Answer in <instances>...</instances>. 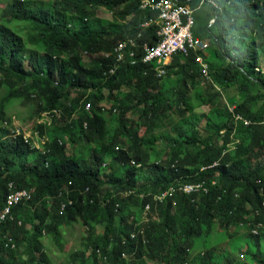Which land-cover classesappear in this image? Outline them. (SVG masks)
Returning a JSON list of instances; mask_svg holds the SVG:
<instances>
[{"label":"trees","instance_id":"trees-1","mask_svg":"<svg viewBox=\"0 0 264 264\" xmlns=\"http://www.w3.org/2000/svg\"><path fill=\"white\" fill-rule=\"evenodd\" d=\"M215 1L219 10L209 7L214 17L198 30L195 17L193 28L196 39L211 43L212 61L201 52L176 56L163 79L140 62V51L136 65L115 61L119 42L140 34L138 43L155 39L156 27L145 31L142 26L157 14L142 11L140 0H56L39 8L29 0L12 3L10 21H0V88L6 91L0 98V213L11 184L32 191L33 199L0 228V264H18L19 245L28 256L24 264H47L44 237L64 251V228L82 219L96 231L101 227L102 235L93 232L91 254L73 253L72 263L242 264L218 253L191 257L195 242L207 238L217 221L226 230L246 229L248 264H264V124H258L264 122V0ZM98 9L115 12L121 25L88 14ZM85 53L98 56L91 68L84 64ZM198 55L209 65V78L199 74ZM167 78L174 88L162 83ZM74 91L79 94L71 98ZM224 91L234 113L225 107ZM122 93L129 102L125 105ZM13 100H34L33 120L44 112H63V124L38 128L49 137V153L11 136L13 116L7 108ZM171 101L180 118L167 131L162 117ZM88 102L90 111L85 110ZM205 106L209 113L194 112ZM107 113L118 114L117 124L106 119ZM234 114L252 124L236 121ZM234 141L235 151L223 154ZM31 155H36L33 162ZM214 162L217 167L201 170ZM118 171L124 173L119 181ZM203 180H217L208 194L178 195L175 206L170 200L153 201V194L177 181ZM69 182L91 192L73 194L75 204L60 213L55 198ZM109 184L115 188L107 192L103 188ZM130 190L135 194L125 197ZM149 203L159 220L146 226L144 244L141 237L132 238L137 228L130 220L138 223ZM259 223L263 227L252 234ZM5 238L13 239L16 250L6 249ZM124 253L135 257L124 259Z\"/></svg>","mask_w":264,"mask_h":264},{"label":"built area","instance_id":"built-area-1","mask_svg":"<svg viewBox=\"0 0 264 264\" xmlns=\"http://www.w3.org/2000/svg\"><path fill=\"white\" fill-rule=\"evenodd\" d=\"M140 8L145 12H152L157 14L156 20H150L142 26V29L148 31L151 27H156L154 41L138 43L142 39V34L138 37H131L125 41L119 42L114 48V57L116 64H122L126 61L131 62L132 65H136L139 60L137 59L140 55V62L148 67L154 75L163 79L167 76V69L171 65L173 58L176 56H183L188 58L191 52L195 54L201 52L204 54L210 46L209 41H202L196 39L193 36V28L195 27V13L201 9L204 5H208L210 8L219 10V6L215 0H199L197 7L193 8L192 5L198 0H140ZM215 21L212 23L214 24ZM85 57H91L92 61L98 60V56L84 54ZM196 65L199 67V74L205 78H209V65L206 63L203 56L196 57ZM113 75L115 70L110 71ZM235 106L229 105V110L234 113ZM91 103L88 102L85 105V110L90 111ZM114 113H117V109H114ZM236 121H243L246 126L252 124L250 120L244 119L240 115H235ZM13 126L11 129V136L17 138L22 136L25 143L30 145L32 149L41 150L42 154L50 152L46 148L49 137L42 136L38 128L52 127L55 124H63V112L61 110H53L51 112L41 113L39 117L32 121V124L23 127L15 117H13ZM264 124V122L258 123ZM85 127L87 124H84ZM236 142L234 141L233 146L228 152L235 151ZM62 145V140L59 141ZM119 149V148H118ZM227 152L223 153L226 154ZM133 164L137 165L135 161ZM141 167V165H137ZM218 166V162H214L212 165L202 167V171L206 169H213ZM217 180H211L208 183L206 180L198 182H185L177 181L176 184L171 185L169 188L161 191L160 193L153 194V201L156 205L162 204L167 200H170L172 204L176 205V197L179 195H186L193 198H197L204 194H208L210 186L216 185ZM10 193L7 196L5 207L0 213V228L7 220H14V210L21 206V204H28L33 199V192L28 189H17L15 190L14 185H10ZM91 188L88 187L86 190L81 188H74L72 182H69L67 186L60 189L56 195V200L59 203V212L65 213L67 209L75 204V200L72 197L75 193L89 194ZM122 194V193H121ZM135 194L134 190L126 191L123 193L125 197ZM144 200L145 194L141 195ZM52 200V198H48ZM153 220H159V213L153 211V204L149 203L146 205L145 210L141 216V220L135 223V218L130 220V224L136 225V231L132 233V238L137 239L141 237L144 244L148 243L146 226ZM263 227L262 223L255 225L251 233L257 235L259 229ZM231 229V228H230ZM5 247L8 250H16V245L12 238H5ZM99 257L107 262V257L98 251ZM135 254L129 255L124 253L123 258L132 260ZM187 264V263H180Z\"/></svg>","mask_w":264,"mask_h":264},{"label":"rangeland","instance_id":"rangeland-1","mask_svg":"<svg viewBox=\"0 0 264 264\" xmlns=\"http://www.w3.org/2000/svg\"><path fill=\"white\" fill-rule=\"evenodd\" d=\"M20 0H0V21L3 22H9L11 19V11L14 6V2H17ZM23 2H26V0H21ZM33 5L35 4V7H42L44 4L47 6L50 5L51 1L56 0H29ZM99 12H88V14H92L97 16L101 21H104L106 18V15L109 16L110 21L113 18V25L119 27L121 23L116 20V18L108 11L105 10H99ZM195 17L198 19L196 20V29H200L204 26V22L207 21L208 18L214 17L212 15V11L208 6H203L201 9H199L196 12ZM212 24V23H211ZM20 28H23V25H19ZM107 30V28H105ZM26 34V31L23 33V35ZM212 49V48H211ZM211 49H208L205 54L209 57L210 61L213 59V53ZM84 64L87 68H91L94 65V61H92L91 57H85L83 56ZM171 82L170 78H167L162 81V83L167 87V89L174 88V85ZM200 85L205 86L204 79H200ZM5 89L0 88V98L5 94ZM79 94V92L74 91L71 98H74ZM108 95V94H106ZM126 94L122 93V100L120 101L122 105H125L128 102L126 97H124ZM224 99L227 98V92H223ZM172 97V95H170ZM171 107L168 108L166 111H164L165 116L162 117V121L166 123V130L170 131L171 125L173 121H176L180 118L179 114L176 113V107L173 103V101L170 102ZM108 106V105H107ZM225 102V107H226ZM37 109V104L34 100L26 101V100H13L10 105L7 108V112L16 118L18 123H20L23 127L28 126L32 124L33 117L35 116V110ZM109 110V108L107 109ZM211 111L210 107H200L197 108L194 112L197 114L201 113H209ZM193 112V110H190L189 113ZM140 114L141 110H137L135 113V120H140ZM118 114H109L107 113L105 115L106 119L109 121H112L113 123L117 124L115 122V118ZM168 115V116H167ZM109 126H112L110 122H108ZM144 133V132H142ZM233 146V143H229L227 145V149L225 152H228L230 148ZM82 150V148H81ZM224 152V153H225ZM30 161H34L36 159V155H31ZM116 179L119 181L120 178L124 179V173L118 171L115 174ZM115 188V185L109 184L105 186L103 189L105 191H111ZM120 191V190H118ZM123 192V191H122ZM121 192V193H122ZM120 194V193H119ZM98 229V227H97ZM92 229V227L86 225L85 221L82 219L78 222H76L74 225L70 227H66L63 230V240L65 245V250L61 251L58 247V245L47 236L44 237V244L46 245V252H47V264H80V263H72L71 255L73 253H78L80 257L90 255V241L92 240V234L93 232L97 233L99 236L102 235L100 231H102L101 227H99V231ZM247 231L246 229H228L226 230L225 227H222L220 223L217 221L214 222L210 228L209 236L207 238H203L201 240H197L194 244V251L191 253V257H194L195 255L199 253H206V254H212L215 253V255L223 254L225 255V260L233 261V258L240 261L242 264H248L245 256H244V248L247 246V242L249 239L246 237ZM18 254L17 263L18 264H24L25 259L28 260V256L26 254V249L23 247V245H19V249L16 252ZM232 256V257H231ZM71 261V262H70ZM100 261V260H99ZM101 262V261H100ZM96 263V262H95ZM92 260L91 264H95ZM150 264H159L156 261H150Z\"/></svg>","mask_w":264,"mask_h":264},{"label":"crops","instance_id":"crops-1","mask_svg":"<svg viewBox=\"0 0 264 264\" xmlns=\"http://www.w3.org/2000/svg\"><path fill=\"white\" fill-rule=\"evenodd\" d=\"M209 7V6H208ZM194 8V7H193ZM101 10H104V9H101ZM105 11H107V10H105ZM99 12V11H98ZM109 12V11H108ZM197 12V11H196ZM111 13V12H110ZM115 18H116V20L117 21H119L120 20V17L114 12H112L111 13ZM133 16L131 15L130 17H128L126 20H128V21H130V19L132 18ZM216 19H213V20H211V22H210V25H213V21H215ZM104 21H106V22H109V23H114V21H113V18H112V20L110 21V18H109V16L108 15H106V18H105V20ZM212 23V24H211ZM209 49H211V46H210V48ZM211 51H212V53H213V49H211ZM204 55L205 56H207L206 54H205V52H204ZM208 57V56H207ZM209 58V57H208ZM260 69H261V71H262V73H264V63H261V66H260ZM225 102H226V105H227V108H228V110H229V105L230 106H235V105H231L229 102H228V100H225ZM230 111V110H229ZM231 112V111H230ZM232 113V112H231ZM234 116H235V114H234ZM235 118V117H234ZM203 254V253H202Z\"/></svg>","mask_w":264,"mask_h":264}]
</instances>
